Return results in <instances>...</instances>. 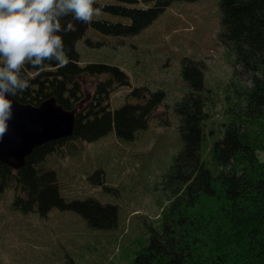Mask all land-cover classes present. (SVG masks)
<instances>
[{"label":"trees","instance_id":"obj_1","mask_svg":"<svg viewBox=\"0 0 264 264\" xmlns=\"http://www.w3.org/2000/svg\"><path fill=\"white\" fill-rule=\"evenodd\" d=\"M108 1L95 0L103 6V18L99 13L89 22L73 21L74 31L61 32L70 57L67 64L26 63L22 74L30 83L11 96L19 103L35 106L54 98L63 110H75L73 135L34 147L20 169L0 162V194L14 184V208L40 217L47 216L53 208L71 210L89 228L101 230L116 225L114 209L93 202L83 204L77 199L65 201L60 196L55 172L42 171L38 165L50 147L68 141L89 143L112 128L117 138L133 142L136 135L146 130L150 118L156 116L164 92L131 88L124 103L112 110L109 100L115 87L109 82L116 68L105 63L79 67L74 44L83 38L86 27L103 36L133 37L172 3L195 0ZM187 9L188 12L190 8ZM218 9L222 29L219 41L233 57V66H239L249 76L250 86L232 81L225 85L220 98L225 101L223 121L214 132V119L210 126L204 124L208 119L205 108L209 107L203 96L202 74L192 65L194 62L189 67L188 60L181 64V79L188 90L175 103L180 148L160 180L165 204L157 227L146 225L145 237L139 241L132 264H264V160L258 156L264 153V0H219ZM69 18L62 17L61 23ZM152 33L148 30L143 35L150 39ZM139 66L152 64L144 62ZM115 75L121 86L129 84L122 72ZM92 76H104L106 81L97 85L93 100L77 107L81 98L78 81ZM127 97H132V105ZM100 175L103 176L102 171H95L90 178ZM102 183L97 179V184Z\"/></svg>","mask_w":264,"mask_h":264},{"label":"rangeland","instance_id":"obj_2","mask_svg":"<svg viewBox=\"0 0 264 264\" xmlns=\"http://www.w3.org/2000/svg\"><path fill=\"white\" fill-rule=\"evenodd\" d=\"M218 1L174 2L133 37H108L85 28L83 38L74 44L78 65L105 63L116 68L109 82L115 87L109 100L112 110L124 103L125 95L134 87H145L149 92L161 90L164 98L156 116L133 142L117 138L112 128L89 143L68 141L50 147L38 165L42 171L55 172L65 201L77 199L83 204L109 206L114 209L116 225L111 229L89 228L75 212L57 208L43 217L24 213L13 207L12 184L0 194V264H132L146 225L157 227L165 204L160 180L180 148L175 103L188 90L181 79V64L188 60V67L194 65L202 74L203 96L209 107L205 108L208 119L204 124L210 126L214 119V132L223 121L225 101L220 98L225 85L232 81L250 86L249 76L233 66V57L219 41L222 29ZM98 14L93 17L98 18ZM178 14H183L182 18ZM148 30L153 32L150 39L143 35ZM144 62L152 66H139ZM121 72L128 77L127 86L118 84L120 78L115 73ZM105 81L104 76L80 78L77 107L93 100L97 85ZM127 100L132 105V97ZM258 156L264 160V153ZM95 171H102L103 176L90 178ZM97 179L103 181L102 185Z\"/></svg>","mask_w":264,"mask_h":264},{"label":"clouds","instance_id":"obj_3","mask_svg":"<svg viewBox=\"0 0 264 264\" xmlns=\"http://www.w3.org/2000/svg\"><path fill=\"white\" fill-rule=\"evenodd\" d=\"M102 7L95 0H0V137L12 117L10 97L30 83L22 74L25 64H67L61 32L74 31L73 21H91ZM65 16L70 18L62 24Z\"/></svg>","mask_w":264,"mask_h":264},{"label":"water","instance_id":"obj_4","mask_svg":"<svg viewBox=\"0 0 264 264\" xmlns=\"http://www.w3.org/2000/svg\"><path fill=\"white\" fill-rule=\"evenodd\" d=\"M10 98L13 101L12 117L7 131L0 137V162L17 170L23 167L35 145L71 135L75 113L63 110L53 98L36 108Z\"/></svg>","mask_w":264,"mask_h":264},{"label":"bare ground","instance_id":"obj_5","mask_svg":"<svg viewBox=\"0 0 264 264\" xmlns=\"http://www.w3.org/2000/svg\"><path fill=\"white\" fill-rule=\"evenodd\" d=\"M49 99H50V98H49ZM53 99H54V98H53ZM47 100H48V99H47ZM54 100H55V99H54ZM41 103H42V102H41ZM41 103H40V104H41ZM40 104H39V105H40ZM39 105H36V106H35V105H30V106L36 108V107H38ZM42 144H43V143H42ZM39 145H41V144H39ZM39 145H35L34 147L39 146ZM34 147H33V148H34ZM33 148L31 149V151L33 150ZM31 151H30V153H31ZM30 153H29V154H30ZM29 154H28V155H29Z\"/></svg>","mask_w":264,"mask_h":264}]
</instances>
